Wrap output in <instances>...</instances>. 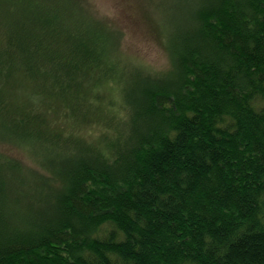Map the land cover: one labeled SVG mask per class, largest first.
<instances>
[{"label":"trees","instance_id":"trees-1","mask_svg":"<svg viewBox=\"0 0 264 264\" xmlns=\"http://www.w3.org/2000/svg\"><path fill=\"white\" fill-rule=\"evenodd\" d=\"M185 2L155 72L93 0H0V264H264V0Z\"/></svg>","mask_w":264,"mask_h":264},{"label":"rangeland","instance_id":"rangeland-1","mask_svg":"<svg viewBox=\"0 0 264 264\" xmlns=\"http://www.w3.org/2000/svg\"><path fill=\"white\" fill-rule=\"evenodd\" d=\"M97 9L109 17L123 32L120 45L125 57L142 64L155 72L167 71L170 60L165 49L162 33L168 34L174 16L186 9L185 0H93ZM153 7V8H152ZM166 40V38H165ZM18 85L17 96L29 104V96L35 99L34 103L41 107L45 121L62 127L67 132L72 130L76 119L66 118V113L59 103L36 96L28 82L16 80ZM27 100V101H26ZM53 105V106H52ZM47 123V122H45ZM80 127L89 132H99L101 127L96 124H81Z\"/></svg>","mask_w":264,"mask_h":264}]
</instances>
